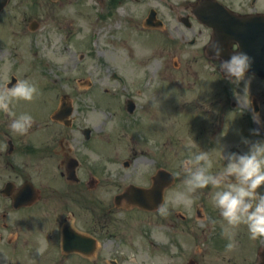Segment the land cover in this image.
I'll list each match as a JSON object with an SVG mask.
<instances>
[{"label":"flooded vegetation","instance_id":"obj_1","mask_svg":"<svg viewBox=\"0 0 264 264\" xmlns=\"http://www.w3.org/2000/svg\"><path fill=\"white\" fill-rule=\"evenodd\" d=\"M213 1L240 18L264 16V0H9L16 9L54 11L58 25L68 24L58 11L73 10L74 19L94 23L96 41L105 37L112 45L108 40L117 36L113 45L121 62L124 53L128 58L136 50L153 48L155 53L156 45L161 61L150 80L140 82L130 78V66L121 62V75H111L107 50L100 49L83 59L95 61L86 64V73L96 74L95 79L40 87L26 133L14 134L8 127L11 117L4 114L0 165L7 171V192L0 199V264H119L128 261L125 249L139 251L147 260L159 250L167 261L256 264L254 240L244 225L235 230L237 246L226 250L225 222L212 203L211 185L191 194L190 207L172 204L174 194L185 189L186 145L193 153L209 151V171L216 173L226 163L220 156L226 125L228 132L238 131L248 141L238 153L247 152L254 130L264 127L253 122L251 110L228 113L229 107L239 108L233 95L239 89L223 85L219 61L206 51L213 32L197 14L199 9L212 11ZM113 10L119 14L114 24ZM260 22L264 18L254 23L252 33L263 30ZM259 47L252 46V52ZM11 53L7 50V63L14 61ZM161 75L164 82L155 81ZM162 93L173 101L160 102ZM250 94L252 108L264 121V80L253 74ZM62 101L71 116L54 120ZM128 101H133L132 112ZM93 120L95 125H78ZM162 203L168 205L166 215L157 211Z\"/></svg>","mask_w":264,"mask_h":264},{"label":"clouds","instance_id":"obj_2","mask_svg":"<svg viewBox=\"0 0 264 264\" xmlns=\"http://www.w3.org/2000/svg\"><path fill=\"white\" fill-rule=\"evenodd\" d=\"M211 46L214 53L212 57L219 61V69L224 78L239 89L233 90L239 108L242 111L251 110L254 123L258 125L264 123L260 113L252 108L250 94L252 57L240 50L232 52L225 59L224 47L220 43ZM36 92L37 86L29 79L17 80L11 88L7 85L0 88V112L11 117L8 127L14 134L26 133L32 126L34 118L27 112L16 115L10 105L14 100L31 101ZM254 131L259 134L260 129ZM245 143L248 141L245 140ZM186 147L190 156L184 162L185 189L174 194L172 204L190 207L193 203L191 194L211 185L212 203L225 222L222 225V235L228 241L225 245L226 250L231 251L237 246L235 230L241 225L246 226L249 239H264V191H261L264 188V141L251 143L248 151L244 153L223 154L226 163L216 173L209 171L212 167L209 151L200 150L193 153L190 145ZM221 151L223 152L222 149ZM157 211L166 215L168 205L162 203ZM37 251L41 252L42 249Z\"/></svg>","mask_w":264,"mask_h":264},{"label":"rangeland","instance_id":"obj_3","mask_svg":"<svg viewBox=\"0 0 264 264\" xmlns=\"http://www.w3.org/2000/svg\"><path fill=\"white\" fill-rule=\"evenodd\" d=\"M59 17L63 18L64 21L68 22V26L71 28L73 36L68 40H65V36L63 32H59L56 30L53 19L55 18V14L50 10H20L11 6L3 15H0V85L2 87L7 83V76L11 75L12 72L16 74L18 77L21 75L22 79H25V76L30 72L37 73V77L39 81H31L37 86V92L34 95L31 101H23L14 100L10 105L12 108L18 112V114L27 112L34 113L37 109V105L39 103V93L40 86L37 85L38 82H52V81H76L80 80V78H91L95 79L96 74H88L86 73V64H95L91 58L86 57L83 62H79V58L82 57L80 54L91 55V52L88 50L91 46L94 49L107 50V56L112 62H117V59H114L113 56H117V54H110L111 51H115L113 43L117 41V36L110 38L108 41H112V45H108L103 40L107 39L105 37H100L98 39L97 45H93L89 43V36L76 40L73 42V39L77 36L83 35H91L93 34V29L89 26H84L83 28H79L82 25V21L79 19H74L73 10H60L57 13ZM118 14L115 19H113V24L118 20ZM37 20L40 23V28L31 32L29 29L30 22L32 20ZM7 22V24H6ZM73 24V25H72ZM118 28L114 25L113 32L116 33ZM81 41L84 44L79 45L77 42ZM150 43L148 38L145 42ZM14 49L19 50V53L26 55L25 63L20 67H14L12 63L7 64V50ZM40 52V60L42 63L39 69L33 68V60L35 52ZM85 51V52H84ZM84 57V56H83ZM21 57V61H22ZM146 57H140L136 60L135 65L139 67L143 65L146 61ZM152 60V59H151ZM157 64V63H156ZM153 61H149L146 64V68L152 69L156 66ZM116 69V68H115ZM112 68L111 71L115 70ZM35 70V71H34ZM117 70V69H116ZM147 70L145 69V72ZM140 75L143 73V69H140ZM161 78V77H160ZM30 80V79H29ZM158 81V78L156 79ZM160 81V80H159ZM161 82V81H160ZM173 101V97L167 96L165 93H162V97L160 102ZM0 114V123L6 121V117L4 116V112ZM91 122H96L95 120ZM87 123H78L79 126L85 125ZM262 141V140H261ZM223 153L225 155L228 154L229 150L232 148L235 149L238 147L237 144H229V142H225L223 144ZM244 147L242 148V150ZM6 179V173L4 168L0 167V187L1 183ZM261 245L260 241L254 242L253 250H254V261H256L255 252L258 247ZM193 251H188L187 257H192ZM154 257H150L147 260L146 257H141L139 251L133 252L131 254L130 250H124V257L128 259V261H121V264H171L170 261H167L163 254H159L157 250L152 251ZM188 261H173L172 264H186ZM201 262V261H199ZM227 262V261H226ZM205 264H224L223 261H204ZM238 264H244L242 261H238Z\"/></svg>","mask_w":264,"mask_h":264},{"label":"water","instance_id":"obj_4","mask_svg":"<svg viewBox=\"0 0 264 264\" xmlns=\"http://www.w3.org/2000/svg\"><path fill=\"white\" fill-rule=\"evenodd\" d=\"M219 36L221 37V39H226V40H230V30H229V26L226 27H221L219 29Z\"/></svg>","mask_w":264,"mask_h":264}]
</instances>
